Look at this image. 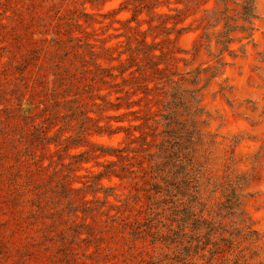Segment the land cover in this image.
I'll return each mask as SVG.
<instances>
[{"label": "rangeland", "instance_id": "374dc122", "mask_svg": "<svg viewBox=\"0 0 264 264\" xmlns=\"http://www.w3.org/2000/svg\"><path fill=\"white\" fill-rule=\"evenodd\" d=\"M242 2L0 0V264H264Z\"/></svg>", "mask_w": 264, "mask_h": 264}, {"label": "trees", "instance_id": "16d2710c", "mask_svg": "<svg viewBox=\"0 0 264 264\" xmlns=\"http://www.w3.org/2000/svg\"><path fill=\"white\" fill-rule=\"evenodd\" d=\"M255 17V7H254V2L253 0H243L242 2V11H241V18L243 21H248L251 20ZM185 30V29H183ZM229 32V29L227 28L226 25V30L224 32V34L220 35V37H224L227 36ZM229 39H217V43L222 44L223 46H225V48H227V43L231 41L230 37H227ZM166 120L170 121V117L167 116ZM169 125V123H167Z\"/></svg>", "mask_w": 264, "mask_h": 264}]
</instances>
